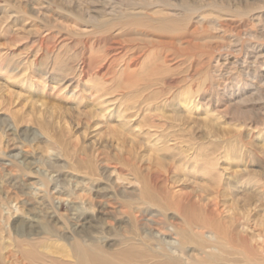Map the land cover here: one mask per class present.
Masks as SVG:
<instances>
[{"label": "rangeland", "instance_id": "obj_1", "mask_svg": "<svg viewBox=\"0 0 264 264\" xmlns=\"http://www.w3.org/2000/svg\"><path fill=\"white\" fill-rule=\"evenodd\" d=\"M179 232L264 264V0H0V264H186Z\"/></svg>", "mask_w": 264, "mask_h": 264}, {"label": "bare ground", "instance_id": "obj_2", "mask_svg": "<svg viewBox=\"0 0 264 264\" xmlns=\"http://www.w3.org/2000/svg\"><path fill=\"white\" fill-rule=\"evenodd\" d=\"M116 46V45H115ZM116 49H125L124 47H119L117 46V48H114V50ZM138 51H133L132 52V55H130V58H129V62H133L135 60H138L139 57H140V50L139 49H136ZM137 52V54H135ZM115 53V52H114ZM139 53V54H138ZM113 56V55H112ZM114 57V56H113ZM112 57V58H113ZM110 58V57H109ZM91 61V60H90ZM89 66V65H88ZM109 71V70H108ZM148 224V227L149 228H152L153 230H155L158 234H161V235H169V234H173V232H176L177 230L175 229V227H173V225H171L172 227V232L169 233L168 231V226L167 227H164L162 225H160L159 223H156V225H150ZM168 232V233H167ZM176 236H178V238H174V242H176V246H174V250L178 251V253H181L183 256L187 257V260H186V264H190V260H189V256L185 253V247L184 246V243L183 241L185 240L186 236L179 232V235L176 233L175 234ZM201 235V234H200ZM203 236V235H201ZM137 239L140 241V242H144L145 239L146 241L148 240H156L154 239V237H152L151 235L149 234H144V232H141L137 235ZM83 241V243H86V240H81ZM78 243V242H77ZM77 252L79 255L83 256L85 255L87 257V260L91 263H94V264H105L107 262V260L104 258V256L101 254V252L98 250L97 248V245L93 242L91 243H86L85 244V247L84 245L82 247H77ZM206 252V251H205ZM78 257V256H77ZM168 264H180L181 261H180V258L178 257H171V256H168L167 257V261H166ZM87 263V262H86ZM88 264V263H87Z\"/></svg>", "mask_w": 264, "mask_h": 264}]
</instances>
